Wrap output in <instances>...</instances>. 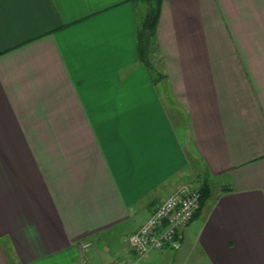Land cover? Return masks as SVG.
I'll return each instance as SVG.
<instances>
[{
    "label": "crops",
    "instance_id": "obj_1",
    "mask_svg": "<svg viewBox=\"0 0 264 264\" xmlns=\"http://www.w3.org/2000/svg\"><path fill=\"white\" fill-rule=\"evenodd\" d=\"M137 27L134 0H0V264H134L185 183L178 247L135 264H264V0H160L150 67Z\"/></svg>",
    "mask_w": 264,
    "mask_h": 264
},
{
    "label": "built area",
    "instance_id": "obj_2",
    "mask_svg": "<svg viewBox=\"0 0 264 264\" xmlns=\"http://www.w3.org/2000/svg\"><path fill=\"white\" fill-rule=\"evenodd\" d=\"M199 201L200 191L190 183L180 185L167 196L127 238L128 246L136 256L135 263L151 250L164 246L177 248L178 230L191 220ZM87 245L84 243L83 247Z\"/></svg>",
    "mask_w": 264,
    "mask_h": 264
},
{
    "label": "trees",
    "instance_id": "obj_3",
    "mask_svg": "<svg viewBox=\"0 0 264 264\" xmlns=\"http://www.w3.org/2000/svg\"><path fill=\"white\" fill-rule=\"evenodd\" d=\"M147 11L137 27V54L138 60L144 66L150 67L152 57L157 56L155 27L159 16L160 0H144ZM200 192V198H201Z\"/></svg>",
    "mask_w": 264,
    "mask_h": 264
},
{
    "label": "rangeland",
    "instance_id": "obj_4",
    "mask_svg": "<svg viewBox=\"0 0 264 264\" xmlns=\"http://www.w3.org/2000/svg\"><path fill=\"white\" fill-rule=\"evenodd\" d=\"M134 4H135V15H136V18H137V22H138V25H139V23H140V21L142 20V18H143V16H144V14L146 13V11H147V5H146V3L144 2V0H134ZM152 60H153V62H155V61H157V58H156V56H153L152 57ZM152 60H151V62H152ZM156 64V63H155ZM158 71V70H157ZM155 72L156 71H153V72H151L153 75H155ZM155 253H157V252H151V253H146L143 257H141V258H143L142 259V261H150V259H152L153 257H154V254ZM158 255H159V253H158Z\"/></svg>",
    "mask_w": 264,
    "mask_h": 264
}]
</instances>
